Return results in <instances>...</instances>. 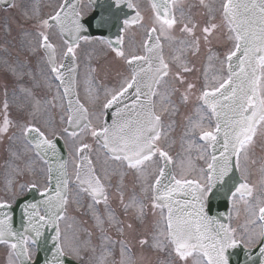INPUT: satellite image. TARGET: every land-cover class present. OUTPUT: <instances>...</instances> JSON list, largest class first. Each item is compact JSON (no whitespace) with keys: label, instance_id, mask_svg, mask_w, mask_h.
I'll use <instances>...</instances> for the list:
<instances>
[{"label":"snow or ice","instance_id":"obj_1","mask_svg":"<svg viewBox=\"0 0 264 264\" xmlns=\"http://www.w3.org/2000/svg\"><path fill=\"white\" fill-rule=\"evenodd\" d=\"M0 3L17 7L11 0ZM199 4L207 10L203 22L185 12L183 0H150L148 15L136 0H112L116 11L91 15L79 0H62L37 21L34 34L24 33L34 35L28 41L30 55L3 60L0 148L6 168L29 177L19 184L20 192L36 190L41 197L24 205L23 232L12 227L11 201L0 200V245L9 249L8 264H32L31 245L46 226L55 231V251L47 264H138L120 238L137 231V223V243L157 254L156 264H230L229 249L264 244V155L255 157L257 147L264 154V140L257 142L264 136V0ZM122 5L132 11L130 17H120ZM23 15L31 19L27 11ZM114 26L121 32L142 30L139 45L128 47L121 34L114 41L106 38ZM57 35L59 42L53 40ZM214 43L223 52L214 51ZM85 45H98L126 69L117 72L114 86L105 87L102 102L91 85L98 73L106 74L103 66L89 63L83 96L78 88ZM202 48L207 56L197 88L187 78L197 71L189 57H199ZM37 53L33 65L30 57ZM193 94L196 103L182 136L188 155L177 163L170 152L171 118ZM193 152L206 168L195 167ZM254 166L261 174L259 190L251 180ZM8 191L14 199L11 180ZM114 195L133 222L115 214ZM222 197L231 199L234 210L245 206L242 228L232 226L231 213L211 215L213 201ZM73 204L92 220L91 229L79 228L83 240H69L61 230ZM149 216L151 228L144 231ZM112 228L117 239L109 235ZM259 251L264 256V247Z\"/></svg>","mask_w":264,"mask_h":264},{"label":"rangeland","instance_id":"obj_2","mask_svg":"<svg viewBox=\"0 0 264 264\" xmlns=\"http://www.w3.org/2000/svg\"><path fill=\"white\" fill-rule=\"evenodd\" d=\"M51 0H43L41 2H38L37 0H27V5H26V9L27 8H31V7H34V8H46L49 3H50ZM137 3L140 4L142 10L144 11V14L145 15H148L150 14V4H148V1L147 0H137ZM218 3L219 1L216 2V5L218 6ZM187 5H191V7H193V9H195L196 7L194 6L192 0L190 1L189 4ZM85 10H87V6L85 5L84 6ZM198 9L200 10H206L205 8H203L202 6H199L197 7ZM27 11V10H26ZM35 15V14H34ZM34 15H29L31 17V19H26L25 17H23V19H20L18 22H14L13 20V16L11 18V21L9 22L10 26H8V30L6 33H4L2 30H0V52L3 51V52H6V50L4 49L5 48V43H7L9 46L12 45V42H18V41H25V42H28L29 40H33L34 39V35L33 36H26L24 35L25 32H29V33H32V26L30 25V23L32 22V17ZM9 29H10V32L11 34L9 33ZM140 31L139 32V38L141 37L142 35V30L136 28V31ZM34 34V33H33ZM177 36H179V32L176 33ZM21 37H25V38H29V39H26V40H22ZM138 42H140V39L138 40ZM216 47H215V46ZM213 45V50L214 51H218V52H223L224 48L220 45H217L214 43ZM99 48L98 45H85L80 53V56L82 59H80L81 61V70H80V73H81V81L83 80V82H80L78 88H79V91L80 93L83 95L84 94V88H85V84H84V80H85V74H86V66L91 63L93 66L95 67H99V66H103L105 69H106V74L105 72H100L98 73V78L101 79L102 83H104L106 87L110 86H114L117 82V80L119 79V77L116 75V77L114 78L113 76L111 78H109V68L108 66L109 63L108 61H106L103 58L101 59H98V60H94L93 57H89L88 56V51L91 50H95ZM20 53H21V57L22 59L25 58V56H28L30 55L27 51L26 48H21L20 49ZM167 54H169V50L167 51ZM35 57V60H37L36 56ZM31 58V61H32V64L35 65V61L33 59V56L30 57ZM83 59L87 60V61H83ZM119 67V66H118ZM121 67H119L120 69ZM197 71L193 72V73H196L199 77H200V72H202V69H200L199 67V64H197V67H196ZM126 71V69L123 67L120 72H124ZM196 80V84H197V88H199V79H195ZM2 97V95L0 96ZM172 99L174 100V97H172ZM192 99L193 100H196L195 99V94H193L192 96ZM10 100H11V97H10ZM13 109H15V106H13ZM179 136L181 138V132L179 133ZM264 140V136H260L259 135V138L257 139V142L258 144ZM261 155H264L261 153V150L259 149V147L256 148L255 150V157L258 159ZM11 169V168H10ZM253 169L257 172L258 170V166H254ZM12 171V170H11ZM13 173V172H12ZM24 178H29L27 176L23 177V178H20V177H17L15 176V174L13 173V182H15V185H16V188H19V184L21 183V180H23ZM12 196V194L10 192H8L6 190V185L4 186L3 189H0V200H3V199H7L8 197L10 198ZM243 208H245V206L243 204H239L237 206V209H233V214H234V217H235V223H234V227H237L238 229L242 228V226L238 223V217L240 216V219L239 221L243 224V226L245 225L244 223V220L243 218V215H242V211ZM128 220V216H125ZM76 218V221L78 223L81 224L82 221H87L85 220L84 217H79V216H75ZM133 218H129V220H132ZM259 229H257L256 227V231H258ZM110 233L113 235V236H117L116 234V231H115V228H112L110 230ZM64 235L69 239L68 235H66V232H64ZM89 254L91 255V253L89 252Z\"/></svg>","mask_w":264,"mask_h":264},{"label":"water","instance_id":"obj_3","mask_svg":"<svg viewBox=\"0 0 264 264\" xmlns=\"http://www.w3.org/2000/svg\"><path fill=\"white\" fill-rule=\"evenodd\" d=\"M109 8H110L111 11H116L115 9H113L111 7H109ZM105 9H106L105 5H102L98 10L99 11H104ZM106 12H108V11H106ZM230 175L233 176V174H230ZM230 182L232 183L231 180H230ZM229 185H231V184L229 183ZM213 202H214L213 208L215 209V212H214L213 216H220L222 218L221 213H222V211H225V213H226L225 214V218H227L228 211H229L230 198L222 197L220 199L214 200ZM237 250H244V249L242 247H237ZM232 251H233L232 249H229V251H228L229 257L232 256V254H231ZM237 253L241 257L245 256V254L242 253V252H237ZM239 264H244V263L240 262Z\"/></svg>","mask_w":264,"mask_h":264},{"label":"flooded vegetation","instance_id":"obj_4","mask_svg":"<svg viewBox=\"0 0 264 264\" xmlns=\"http://www.w3.org/2000/svg\"><path fill=\"white\" fill-rule=\"evenodd\" d=\"M159 258H161L162 259V257H159ZM158 259V257L156 258V260ZM155 263V261H154V258L152 259V261H151V264H154Z\"/></svg>","mask_w":264,"mask_h":264}]
</instances>
